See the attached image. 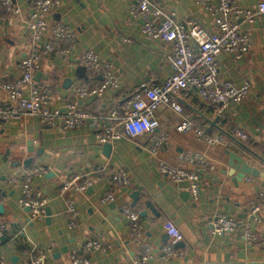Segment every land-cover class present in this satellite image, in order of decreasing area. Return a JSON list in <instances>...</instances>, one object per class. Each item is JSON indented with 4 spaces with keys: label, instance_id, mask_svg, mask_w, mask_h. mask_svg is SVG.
<instances>
[{
    "label": "crops",
    "instance_id": "0c3cea01",
    "mask_svg": "<svg viewBox=\"0 0 264 264\" xmlns=\"http://www.w3.org/2000/svg\"><path fill=\"white\" fill-rule=\"evenodd\" d=\"M34 1L15 0L22 14L8 11L0 1V105L11 103L2 85L20 77L21 59L37 48L29 29ZM163 1L176 11L179 19H195L206 27L216 28L213 11L197 0ZM239 2L256 6L264 0ZM134 4L135 0H93L84 9L77 6L84 20L77 27L78 39L73 49L67 54L45 57L35 75L38 85L50 94L54 107L61 108L73 100L74 85L102 79V73L94 76L88 70L87 82L77 72L88 49L99 51L114 63L120 92L152 79L153 75L161 81L173 73L167 57L174 44L147 35L143 30L144 20L132 14ZM71 8L70 1L63 0L61 8L51 13L50 19L58 20L57 13L65 14ZM242 26L251 35L250 51L239 58L222 53L219 61L224 77L239 86L250 84V94L231 104L226 115L217 121L218 126L211 122L219 116L214 106L204 102L196 88L190 96L181 99L183 112L169 105L160 106L161 128L170 127V138L158 155L150 150L154 133L134 137L125 134L113 141V151L107 156L104 144L97 137L96 126L61 133L41 124L34 115L0 121V203L5 205V211L0 213V237L4 234L9 237L5 243L0 239V252L8 264H30L33 249L47 252L45 264H75L73 252H82L89 238L100 239L107 248L93 250L89 254L90 264H264V245H248L243 229L219 234L210 223V218L219 211L244 219L259 190L260 176L246 175L237 180L236 175L229 173L228 150L243 153L261 173L264 169V12L253 22L243 21ZM69 77L73 85L66 88L65 80ZM111 94L102 99H78V102L102 113ZM185 115L200 125L210 126L212 132H223L222 128L230 132L240 127L251 135V142L244 143L229 135L230 144L211 145L193 131L183 133L171 127ZM34 137L45 147L42 156L27 150L28 142ZM188 151L204 153L215 165V169L205 170L198 199L193 197L187 183L177 185L159 168L160 159L191 166L182 159ZM32 155L36 157L31 165L43 163L48 168L38 182L51 199L48 205L52 208L51 222L47 215L44 219H33L28 206L20 201L21 187L10 184L13 176L24 173L27 168L24 160ZM122 166L133 172L131 185H118L112 180L113 172ZM75 171L82 172L85 179L91 180V185L86 190L70 189L66 194L61 193L64 180ZM250 176L254 179H249ZM135 191L140 192L138 200L133 197ZM186 191H190L189 199L184 198ZM111 192L115 199L105 201L104 197ZM69 195L75 197L80 210L74 227L69 224L65 202ZM148 199L153 201L157 213L147 205ZM125 206H132L141 214L146 229L140 239L130 235L131 224L123 213ZM145 209L148 213L144 217ZM168 220L183 231L180 247L188 255L165 261L162 248L170 242L164 227ZM257 228L264 236V224H257ZM143 242L152 246L153 257L146 263H136L134 254ZM65 246L69 247L68 252L63 251ZM16 256L19 261L14 262Z\"/></svg>",
    "mask_w": 264,
    "mask_h": 264
},
{
    "label": "built area",
    "instance_id": "2783aa9c",
    "mask_svg": "<svg viewBox=\"0 0 264 264\" xmlns=\"http://www.w3.org/2000/svg\"><path fill=\"white\" fill-rule=\"evenodd\" d=\"M5 8L13 13L22 14L21 7L15 0H0ZM63 0H35L32 4L29 29L33 33L37 48L21 59V75L18 79L7 81L2 88L9 94L11 103L0 105V121L20 119L34 115L43 125L61 133H67L77 127H98L97 137L104 144L128 136L154 133L150 150L158 155L170 138V127L162 129L158 108L166 103L178 112H183L182 98L190 96L196 88L199 97L213 105L217 115L224 117L231 104L247 97L251 92L250 84L236 85L225 78L221 72L219 55L230 54L236 58L248 53L252 47L251 35L244 30L242 22L255 21L264 12V2L256 6H246L239 0H197L213 11L216 28L212 29L195 19H179L176 11L169 9L163 0H135L131 11L136 17L144 20V32L154 38L172 42L174 47L168 53V60L173 73L164 80L152 79L143 81L120 92L121 84L115 73L111 60L94 49L84 51L82 63L88 70L102 73V79L93 83L76 84L71 89L73 100L67 101L61 108L54 107L50 94L40 87L35 75L45 57L54 53L67 54L73 49L77 39V28L63 20H51L50 15L61 8ZM108 97L106 110L97 113L78 99L85 101ZM171 127L179 132L193 131L197 137L211 145H228L230 136L244 143L251 142V135L244 129L236 127L227 132H212L209 128L198 124L190 116H183ZM230 135V136H229ZM182 159L192 164H173L165 159L159 160V168L169 175L177 185L188 184L191 194L198 199L201 194L203 174L206 169H215V165L207 156L199 151H188ZM48 171L45 164L30 165L20 176H13L10 184L22 189L20 201L30 207L33 219H44L50 197L39 185L38 179ZM252 176L249 177V179ZM112 180L118 185H131L133 172L126 166L115 170ZM82 172L75 171L64 180L60 191L86 190L91 185ZM115 199L108 193L105 201ZM69 224H78L80 210L73 195L66 196ZM124 216L131 224L130 235L140 239L145 235V224L140 212L132 206L123 208ZM210 223L219 234L233 233L243 229L245 242L250 246L264 245V236L259 233L257 224H264V169L259 179V190L251 202L244 219L228 212L219 211L210 218ZM165 230L170 242L162 248V258L167 261L174 257H185L187 250L178 247L177 242L184 239L181 228L171 220L165 223ZM107 249L100 239H86L82 252L75 251L72 261L75 264H90V253L95 249ZM30 264H45L46 251L31 250ZM153 257L152 246L148 242L140 244L134 254L136 263H146ZM0 264H8L0 252Z\"/></svg>",
    "mask_w": 264,
    "mask_h": 264
},
{
    "label": "water",
    "instance_id": "95a60500",
    "mask_svg": "<svg viewBox=\"0 0 264 264\" xmlns=\"http://www.w3.org/2000/svg\"><path fill=\"white\" fill-rule=\"evenodd\" d=\"M69 1L72 5V8L69 9L68 12H66L65 14L57 13L56 18L58 20H63V21L68 22L72 27H75V28L78 27L79 28L81 23L84 20V16L80 12V10L78 9L77 6L84 9L93 0H69ZM77 72L80 74L81 78L85 79V81L89 80L88 68L86 65H80L77 68ZM72 85H73V79L70 77L67 78L65 80V87L66 88L71 87ZM162 105L165 106L167 104L163 103L160 106H162ZM219 118H220V116H217V118L215 120H211V122L214 126H218L217 121L219 120ZM218 128H220V127H218ZM222 130H223V132H227L229 134V132L227 130H225L223 128H222ZM37 140H38V137H34L33 139H31L28 142L27 150L31 153L36 152L37 155L42 156L43 153L45 152V147L43 145H41V143ZM103 151L107 156H110L112 151H113V142L104 143V150ZM228 153H229V159H230L229 160V166H230L229 173L232 175H236L237 180H240L241 178L245 177L246 175H252L255 177H259L261 175L260 168L249 163L248 159L246 158V156L243 153L236 151V150H228ZM35 157L36 156L32 155V156L25 158L24 165L26 167H29L35 161ZM91 189H92V187L90 186L89 190H91ZM139 195H140L139 191H135L133 193V197L137 200L139 198ZM189 197H190V191H186L184 194V198L189 199ZM146 203L155 213L158 212L151 199H148L146 201ZM28 209L30 211V207H28ZM4 211H5V205H4V203H0V213H3ZM147 213H148V211L146 209L143 210L142 216H144V217L147 216ZM46 215L48 217V222H51L52 208L50 206H47ZM0 239H1L2 243H5L9 239V237L6 234H4V235H1ZM181 245H182L181 241L177 242L178 247H180ZM63 251L68 252L69 247H67V246L63 247ZM58 255L60 256L61 254H58ZM13 260H14V262H15V260L19 261V257L16 256Z\"/></svg>",
    "mask_w": 264,
    "mask_h": 264
},
{
    "label": "trees",
    "instance_id": "16d2710c",
    "mask_svg": "<svg viewBox=\"0 0 264 264\" xmlns=\"http://www.w3.org/2000/svg\"><path fill=\"white\" fill-rule=\"evenodd\" d=\"M91 73H93L94 74V76H96L98 73H96V72H93V71H90ZM53 80H56V75H54L53 76ZM88 82V81H87ZM80 84H82V83H80ZM95 99H98V98H95Z\"/></svg>",
    "mask_w": 264,
    "mask_h": 264
}]
</instances>
